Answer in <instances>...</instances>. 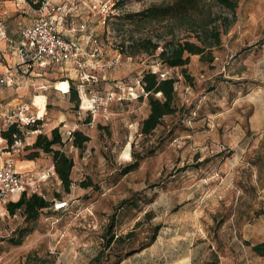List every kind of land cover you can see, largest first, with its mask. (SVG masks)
I'll list each match as a JSON object with an SVG mask.
<instances>
[{"label":"rangeland","instance_id":"1","mask_svg":"<svg viewBox=\"0 0 264 264\" xmlns=\"http://www.w3.org/2000/svg\"><path fill=\"white\" fill-rule=\"evenodd\" d=\"M121 1L106 26L95 27L103 62H117L92 74L91 91L103 96L120 84L127 98L110 102L92 121L85 110L78 112L80 102L75 108L55 89L54 82L69 80L70 72L47 66L36 71L41 76L35 79L51 91L49 97L36 90L41 86L32 87L26 103L42 97L30 108L38 116L44 107L38 130L57 128L63 138L80 131L89 141L81 150L64 146L74 163L70 194L54 168L42 190L51 203L69 201L65 210L44 209L35 221L0 214V264H89L113 216L117 236L133 232V254L121 264H264V256L251 250L264 243V0H237L234 22L212 50L213 62L190 57L185 67L190 80L182 69L159 62L160 49L151 55L130 49L132 38L150 36L161 44V37L185 35L177 22L172 31L165 22L128 19L164 1ZM200 11L221 31L230 19L216 0H201ZM148 70L176 80L177 112L144 137L139 125L148 105L145 96L139 99V82ZM82 107H90L87 98ZM60 114H67L63 123ZM136 159L138 168L122 175ZM22 231L16 246L12 241Z\"/></svg>","mask_w":264,"mask_h":264},{"label":"built area","instance_id":"2","mask_svg":"<svg viewBox=\"0 0 264 264\" xmlns=\"http://www.w3.org/2000/svg\"><path fill=\"white\" fill-rule=\"evenodd\" d=\"M120 1L39 0L30 4L25 0H15L22 19L33 15L31 24H25L22 19L17 22L19 41L15 52L19 63L14 66L15 71L21 76H30L33 71L47 66L57 67L61 73L70 72L67 77L78 94L80 102L78 112L85 110L93 121L99 112L107 111L110 102L127 98L120 84L115 85L116 91H109L103 96L91 91L92 74L111 68L117 62V60L103 62L105 50L95 27L106 26ZM13 84V74L9 69L0 76V92ZM174 89L176 91L175 84ZM127 90L130 95L129 89ZM140 91L142 93L141 87ZM83 98L89 101L88 109L82 107ZM32 104L33 102L22 103L14 107L10 113L0 115V146L3 145L0 152L8 154L0 165V214H6V204L17 202L23 194L44 197L42 184L53 176L52 166L44 172L26 173H19L14 168L13 154L21 151L28 137L40 132L38 130L40 125L37 122L43 119L31 112ZM12 124L16 125L23 135L22 138L14 136L12 143L7 144L2 134ZM34 125L36 130L27 129ZM73 132H67V137H62L63 140L71 141ZM68 206L69 201H54L47 210L59 212Z\"/></svg>","mask_w":264,"mask_h":264},{"label":"trees","instance_id":"3","mask_svg":"<svg viewBox=\"0 0 264 264\" xmlns=\"http://www.w3.org/2000/svg\"><path fill=\"white\" fill-rule=\"evenodd\" d=\"M25 1L32 4L39 0ZM163 1L161 5L149 6L134 15H130L128 19L135 24L165 22L167 25H171L172 31L179 25V27H185V35L178 38L171 35L172 31H170L171 38L165 39V37H161L159 39L162 42L161 44L154 42L150 36L143 37L139 40L132 38L130 40V49H135V52H143L148 55L154 54L157 49H160L157 56L159 62L167 68L182 69L183 77L186 80H190L185 71V67L190 63V57L198 56L200 62L209 64L213 62L212 50L221 45L222 33L227 32L233 24L237 9V0H216L222 8L227 10L230 16V19L228 17L224 19L225 27L223 31L218 26H212L211 23L207 24V21L199 16L201 13V0ZM120 4H122V1L117 4V7ZM205 18H207V15ZM176 22L178 23L177 25L175 24ZM190 39H193V41ZM124 44L125 41L122 42V45ZM175 82L176 80L172 77H159L154 70L143 72L139 82L142 89L139 99H142L143 96L146 97L148 114L139 125V134L141 136L146 137L151 135L161 125L164 117L172 116L177 112L176 91L174 89ZM54 83L55 89L67 95L70 101L75 104L74 107H78V94L72 82L68 79H60ZM40 88L43 89V87ZM40 100L41 98H37V101ZM43 111L44 107L41 105L40 112L37 116L38 118L42 117ZM37 124L40 125V121ZM27 129L36 130V126L27 127ZM22 135V131L14 124L10 125L2 134L7 144L12 143L14 136L22 138ZM88 141L89 138L80 131H74L72 133L70 142L64 141L59 130L55 128L51 130L50 135L38 134L35 142L30 147L25 148L28 154L26 153L24 157L28 160H34L39 157L40 153L51 156L54 173L60 181L62 190L65 194H70L73 183L71 172L74 163L73 159L64 152V146L67 143H71L74 148L81 150ZM138 166L139 163L136 159L135 162L123 167L121 174L126 175L135 171ZM88 186H90V183L83 184V187ZM51 204L50 201L40 195L23 194L17 202L7 203L5 210L10 216H15L18 213L26 221H35L39 213L44 209L50 208ZM115 224L116 221L113 216L102 237L100 250L90 260L89 264H121L124 259L133 254V251L129 247L133 232L117 236L113 232ZM158 230V226L153 227L150 241L153 242L155 240ZM24 236L25 231L20 232L17 239L12 241L13 244L16 246L21 245ZM251 250L258 256H264V243L253 245ZM207 264L213 263L210 262Z\"/></svg>","mask_w":264,"mask_h":264},{"label":"crops","instance_id":"4","mask_svg":"<svg viewBox=\"0 0 264 264\" xmlns=\"http://www.w3.org/2000/svg\"><path fill=\"white\" fill-rule=\"evenodd\" d=\"M21 19L22 15L18 11L15 0H0V76L11 69L14 79V84L11 87H5L0 92V115L3 116L10 113L14 107L29 102L31 99V92L33 91L32 87L35 88L36 86H41L44 90L39 87L36 88V90H43L46 92V96H51V91H48V87H46L43 82H40L41 80L39 81V79H35L36 77L41 76L40 73L33 71L30 76H21L14 69V66L19 63L15 48L19 41L17 22ZM22 20L25 24H31L33 21V15L25 17ZM62 95L65 96L63 93ZM37 98L42 97L41 95L34 96L32 104L34 107H36L35 103L37 104ZM65 115L62 116V114H60L62 120H60L59 123L65 122V119L63 118L66 117ZM166 117H164V119ZM42 126L43 125H41V128H43V130H40L39 133L48 135L50 131L45 132V129ZM53 128L54 127H52V129ZM37 135L38 133H35L28 137L23 144L21 151L13 154L15 162L14 168L17 172H42L53 166L51 157L44 155L43 153H40L39 157L34 160H28L24 157L27 153L25 148L30 147L35 142ZM0 147H3V145ZM7 156L8 154L6 152H0V165ZM43 188H45V183L42 184V190Z\"/></svg>","mask_w":264,"mask_h":264}]
</instances>
